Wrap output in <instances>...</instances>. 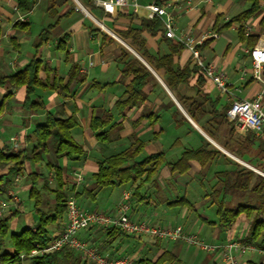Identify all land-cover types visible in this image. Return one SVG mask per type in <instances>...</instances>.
I'll use <instances>...</instances> for the list:
<instances>
[{
    "label": "crops",
    "instance_id": "0c3cea01",
    "mask_svg": "<svg viewBox=\"0 0 264 264\" xmlns=\"http://www.w3.org/2000/svg\"><path fill=\"white\" fill-rule=\"evenodd\" d=\"M78 2L82 5L80 6ZM78 2L77 0H57L55 10L50 8L51 0H36L31 11L22 14L17 7L16 0H0L2 29L0 37V148L13 149L12 140L18 136L20 146L28 151L31 147L32 151L35 142H27L26 135L30 134L36 125L45 123L47 113L50 112L61 118L74 117L76 126L72 129V133L86 151L74 161L66 157H58L54 147L56 139L51 137L46 144V149L42 151V159L38 162L28 161L25 174H17L11 178L6 186L7 190L0 194V204L6 205L1 218L8 217L15 212L17 215L10 223V238L5 237L1 251H13L11 233H19L26 227L35 228L39 222V213L34 207V200L30 198L32 178L29 173L41 174L42 177L39 179L41 181L46 178L45 173L41 171L43 167L50 174L56 167H60L67 184L70 181L80 184L81 182H78L75 176L82 174L84 177L91 175L87 184L89 186L93 182L92 175L97 172L99 162L108 156L103 155L106 148L129 147L139 139L144 141L146 146L137 157L138 160L151 153L164 151L166 163L153 179L141 188L139 193H135L139 184L135 181L118 185L119 188L121 187L119 192L115 191L118 186L99 189L94 199L88 194L78 196L77 198L81 200L85 209L103 210L113 214L123 199L124 193L129 192L131 194L129 213L133 219L146 220L162 226L181 225L186 232L198 235L204 242L220 246L231 241H240L245 250L230 251L237 257L240 264H264V250L250 241L253 218L243 214L235 225L221 228L216 224L218 221L217 204L212 195L213 186L220 178L219 173L236 167L237 162L241 163L237 160L240 155L230 146L231 144L235 146L232 143L233 138H239L244 144L252 143L254 146L257 144L256 148H260L259 151L264 154V136L237 129L229 120L228 114L229 122L217 127L209 125L212 117V101L216 103L218 109H222L225 105L231 106L233 100H252L264 90V82L253 75L251 56L254 46H264V2L256 15L243 22L246 36H258L259 38L258 42L253 45L248 39L240 38V23H234L221 32L214 30L217 19L220 23L227 22L250 6L248 0H163L162 4H170L168 10L174 16L177 36L188 34L195 39H203L201 44L207 42L202 49L199 48L202 60L206 65L225 73L229 90L227 94H223L205 73L204 82L200 84V76L196 72L189 76L188 81L171 89L166 83L165 70H155L140 52L117 33L130 25L138 27L140 18H151L146 5L157 2V0H136L137 6L130 1L128 5L118 8L113 14L106 12L95 0H91V5L85 4L82 0ZM54 10L55 13H53ZM18 20L29 23L28 27L15 26ZM56 21L57 25L51 31L49 41L37 48L36 41L40 32ZM163 32L157 35L143 33L147 39V49L151 54L165 55L171 52L169 41L164 35L165 30ZM174 40L178 39L174 38ZM184 46L180 53L174 56L175 69L198 66L193 59L192 51L185 44ZM123 51L140 59L153 74L149 83L144 87V93L148 97L147 101L126 108L124 115L120 113L116 102L126 91L133 76H126L122 73L123 65L119 57ZM35 56L41 59L40 75L47 84L36 86L31 100L39 104L43 103L45 107L26 109L24 106L26 88L10 80L5 81L3 78L11 77L24 69ZM199 90L201 93L198 92ZM177 94L193 96L200 101L207 100L205 104L207 114L200 121L194 120L177 98ZM202 94L206 98L201 96ZM94 116L101 118L111 116L108 126L112 128L108 131L107 137L97 136L105 129H100L98 132L91 129ZM232 125L235 127L233 131H231ZM203 127L209 128L213 137ZM224 131L226 134L222 133ZM252 136H255V139H252ZM199 148L215 152L216 155L204 166L198 160H192L190 169L186 173L171 170L168 162L179 159L187 149ZM230 154H234L235 157ZM257 162L259 165L263 164ZM30 163L35 165L33 166L35 170H29ZM36 168H39V171ZM0 170H2L0 172H6V169ZM25 178L30 182H23ZM50 187L51 189L56 188L51 185ZM77 189L76 194L83 188ZM161 191H166L168 194L163 196L161 205L155 207L151 203V197L157 193L161 194ZM12 193L20 194L22 197L17 195L18 203L13 202V198L10 199ZM24 193H28V200L23 198ZM53 196L54 198L50 201H45L44 198L47 206L54 203L55 195ZM182 198L189 201L193 209H190L183 201H178L177 204L171 203ZM221 198L222 193L219 196V199ZM227 199L233 204L248 200L246 195L236 197L228 195ZM30 201L33 204L29 205ZM12 209L14 211L11 212ZM155 218L158 221H152ZM66 222L67 215L65 214L62 220L48 226L49 235L54 237L61 232ZM96 228L99 227L83 230L79 236L85 239L86 235L92 233V236L96 237L98 232H93ZM1 237L0 234V239ZM122 237L125 236L111 240L107 233L105 242L111 246H117ZM141 238L143 241H150L141 257L152 262L167 250L174 253L177 260L163 264H228L222 247L214 251H206L181 240L157 239L151 236ZM156 240H159V243H156ZM103 242L94 245L99 247ZM73 252L72 262L89 264L86 261L89 258L83 257L75 250ZM0 264L8 263L0 261ZM10 264H33V261L30 258H22L20 262Z\"/></svg>",
    "mask_w": 264,
    "mask_h": 264
},
{
    "label": "trees",
    "instance_id": "16d2710c",
    "mask_svg": "<svg viewBox=\"0 0 264 264\" xmlns=\"http://www.w3.org/2000/svg\"><path fill=\"white\" fill-rule=\"evenodd\" d=\"M35 1L36 0H16L17 7L22 14L29 13ZM82 1L87 5H91V0ZM248 1L250 2V6L227 22L220 23V20L217 19L214 25V30L221 32L231 27L234 23H240V38L243 40L248 39L253 45H255L259 40L258 36L247 37L243 22L248 21L260 11L261 4L264 0ZM157 3L162 4L163 0H157ZM56 5L57 0H51L50 8L56 10ZM55 10L53 13H55ZM28 25L29 23L21 20H18L15 23V26H20L21 28H26ZM56 25L57 21L40 32L38 40L36 41L37 48H40L49 41L51 31ZM163 30L164 25L162 19L159 16H154L153 18H140V25L138 27L130 25L126 29L117 33H119V35L133 48L140 52L155 70H165L167 74L166 83L171 89L188 81L189 76L193 72L199 74V83L203 84L204 72L201 67L194 65L193 67L187 66L185 68H174V56L178 55L185 47L182 42L174 40V38L168 37L164 34L165 38L169 41L171 52L165 55H154L148 51L147 39L143 33L146 32L150 35H157L158 33H162ZM1 35L2 29L0 25V37ZM63 41H65V38H63ZM206 43L207 42L199 45L198 48L202 49ZM119 61L123 65L122 73L126 76H133L126 91L116 102L120 113L124 115L126 108L134 107L147 101L148 97L144 93V87L149 83L153 74L140 59L127 51L122 52ZM41 69V59L35 56L24 69L11 77L3 78L5 81L10 80L16 85L24 86L26 88V98L24 102L26 109L45 107L43 103L39 104L31 100V95L34 93L35 87L45 86L47 84L41 78ZM200 91L201 90L198 92L201 93ZM201 96L206 98L204 94ZM177 98L194 120L200 121V119L207 114L205 108L207 100L200 101L193 96H181L178 94ZM211 105L213 109L211 111L212 117L209 120V125H216L217 127L229 122L227 119L229 105H225L222 109H218L216 103L213 101L211 102ZM110 119L111 116H107L106 118L94 116L91 129L95 132H98L100 129H105L103 132L98 133L97 136L107 137L108 131L112 128L108 126ZM75 126L76 121L73 116L61 118L48 112L46 122L36 125L32 132L26 135L27 142H35V146L31 153L26 148L22 147L17 150L0 148V169H6V172H0V194H3L7 190L6 186L11 178L17 174H25L26 163L28 161L38 162L42 159V151L46 149V144L51 137L56 139L54 147L55 153L58 157H66L69 160L74 161L84 155L86 152L84 146L75 139L72 133V129ZM204 129L213 137L209 128ZM233 130H235V127L232 125L231 131ZM252 137V139H255V136ZM145 146V142L138 139L131 146L122 151L104 157V159L99 162L97 172L92 175V184L85 186L76 194V196L78 197L82 194H88L94 199L95 193L99 189L109 186L123 185L135 181L139 182L135 189V193H139L141 188L153 179L155 174L167 161L164 151L151 153L143 159L138 160L137 157L143 152ZM215 155V152L208 151L205 148L187 149L179 159L168 162V165L172 171H177L178 173L183 174L190 169V162L192 160H198L201 165L204 166L211 158H214ZM239 157L242 158L241 156ZM248 162L251 163L250 161ZM51 167H53V165ZM256 167L263 170L260 165H256ZM54 173L57 182L56 188L51 189L46 178L44 179L45 182L42 187L43 190L55 195V201L49 206L48 210L42 209L44 196L42 194V189L38 187L39 179L42 177L41 174L37 172L29 173V176L32 178L30 198L34 200V207L38 211L40 219L35 228L26 227L19 233H11V240L14 248L12 252H3L1 251V247L4 244V238L10 231V223L14 217H16L17 213L15 212L8 217L0 219V234L2 235L0 239L1 263L10 264L20 262L22 260L20 256L22 252L30 253L36 245L46 247L52 241L53 237L49 235L48 226L56 224L62 220L68 209V194L66 190L67 180L64 176V172L60 167H56ZM219 176L220 178L213 186L212 191L213 198L217 204L218 221L216 224L221 228H229L235 225L243 214L249 218H253V231L250 241H252L256 247L264 250V176L238 162L236 163V167L221 171ZM221 193L222 198L219 199ZM228 195H234L235 197L246 195L248 200L245 203L233 204L227 199ZM178 201L186 202L188 207L193 209V205L185 198L171 203L177 204ZM103 228L107 230L111 240H114L119 236H128V234L118 228ZM73 257V250L64 247L60 250L35 256L30 259H32L33 264H75L72 262ZM175 260H177L175 254L171 251L165 250L156 261L152 262L151 260L141 259L140 263L163 264L167 261L173 262Z\"/></svg>",
    "mask_w": 264,
    "mask_h": 264
},
{
    "label": "built area",
    "instance_id": "2783aa9c",
    "mask_svg": "<svg viewBox=\"0 0 264 264\" xmlns=\"http://www.w3.org/2000/svg\"><path fill=\"white\" fill-rule=\"evenodd\" d=\"M108 13L113 14L118 8L126 6L133 1L137 6L136 0H95ZM78 2V0H77ZM79 3V2H78ZM169 3L159 4L152 2L146 5L150 11V17L159 16L163 19L165 35L171 38H177L184 43L191 51L195 63L201 67L204 73L213 80L216 86L223 94L229 93L227 87V77L222 71H218L213 66L204 63L201 52L198 48L203 39H195L188 34L177 36L175 32L174 16L168 10ZM217 36V34H213ZM253 60V75L256 79L264 82V46L256 45L251 50ZM228 118L233 122L234 126L242 131H251L264 136V90H262L256 98L252 100L237 99L233 100L228 110ZM14 139V138H13ZM14 150L18 149V145L14 142ZM78 182H83L85 177L82 174L75 176ZM13 202L18 203L19 198L12 193ZM131 194L125 192L123 199L116 207L115 213H107L103 210H86L76 203L74 199L68 201L67 222L64 229L56 234L50 244L46 247L36 245L30 253L22 252L21 258H32L46 253L60 250L64 247L79 252L83 257L95 261L97 264H141L128 258H112L108 253L99 252L97 246L89 241L81 238L79 233L93 227H114L124 231L128 235L136 237L151 236L155 238L184 241L191 245L199 246L206 251H214L222 247L226 253L228 264H240L237 257L230 251L233 249L245 250L240 241H231L223 245L204 242L200 237L193 233H188L181 225H158L146 220L133 219L129 210ZM6 205L0 204V218Z\"/></svg>",
    "mask_w": 264,
    "mask_h": 264
},
{
    "label": "rangeland",
    "instance_id": "374dc122",
    "mask_svg": "<svg viewBox=\"0 0 264 264\" xmlns=\"http://www.w3.org/2000/svg\"><path fill=\"white\" fill-rule=\"evenodd\" d=\"M79 5L81 6L82 4L79 2ZM222 133L223 134H226V131H224ZM12 141H13L12 144H14V142H15L18 145V149L21 148L20 143H18L19 142L18 136L14 137V139ZM232 143L235 144V146L232 145V144L230 145L231 146V149H233V151H235L237 154H239L244 160L250 161L254 165H259L257 161L262 162L263 164L260 165V167L263 168V170H264V159H263V155L264 154L261 151H259L260 148L259 149L256 148L257 144H255V146L252 143L251 144L250 143L244 144L237 137L236 138H233ZM126 147L127 146H123L120 149L119 148L115 149L114 147L113 148H108V149L106 148L105 151L103 152V155L104 156L105 155H111L113 153H116V152H119V151L125 149ZM29 150L31 151V147H30ZM170 160H172V158H170ZM242 165H244V164H242ZM33 166H35V165L34 164H31L30 165V169H29L30 171L31 170L32 171L35 170L33 168ZM254 167H256V166H254ZM36 170L39 171V168L38 169L36 168ZM0 171H2V170H0ZM41 171H43L45 173V177H46V180L49 182V185H51L53 187H56L57 186V182H56V177H55L54 171H53V173L50 174L49 171L45 167H43L41 169ZM90 178H91V175L86 176L85 177V180L83 182H81L80 184H74L71 181L68 182V184L66 186V190H67V194H68V201L71 200V199H74L76 201V203L79 205V207L85 209V207L82 205L81 200H79L77 198L76 191L78 190L77 188L82 189L85 186H87L88 181L90 180ZM24 181H27L28 182L29 180L27 178H25V179H23V182ZM44 182H45V180L39 181L38 187L42 189ZM109 188H114V187H109ZM106 190H111V189H106ZM115 191L116 192L121 191V187L119 188V186H118ZM173 192L176 193V191H173ZM42 194H43L44 198L46 199L45 201H50V199H53L54 198L53 194H51V193H49L47 191H44L43 189H42ZM165 194H168V192L161 191V194L157 193V194L153 195L151 197V203H153V206H155V207L160 206L161 205V200L163 199V196H165ZM16 195H19L20 196V194H16ZM22 196L25 199L29 198L28 193L27 194L24 193V194H22ZM12 197L13 196L10 195V199H12ZM245 202L246 201H241V203H245ZM30 204H33V202L30 201L29 202V205ZM155 207H151V208L152 209H155ZM43 209L44 210H48L49 209V206H47L46 203H44ZM12 211H14V209H12L11 212ZM202 211L203 210H201V212ZM152 221H158V220L155 218ZM93 232H98V235L96 237H93L92 236V233H89L88 235L85 236V240L91 242L93 245L95 243L98 244L99 242H103L104 241L101 246H99V247L97 246L98 247V250H99V252H101L103 254L106 253V252H109L112 258H128L130 260H134V261H137V262L140 263V260L142 259L141 256H143L142 255L143 252L148 248V244L150 243V241H143L141 237H136V236H133V235H128V236L122 237L120 239V241L118 242L117 246H111L109 243L105 242L106 241L105 238H106L107 230L105 228H103V226H101L99 228H96ZM6 237L7 238H10L9 233H8V235ZM143 237H146L147 238V236H143ZM155 242L156 243H159V240H156ZM143 244H145V246H143ZM94 246H96V245H94ZM86 261L89 264H97L93 260L91 261L89 259H86Z\"/></svg>",
    "mask_w": 264,
    "mask_h": 264
},
{
    "label": "water",
    "instance_id": "95a60500",
    "mask_svg": "<svg viewBox=\"0 0 264 264\" xmlns=\"http://www.w3.org/2000/svg\"><path fill=\"white\" fill-rule=\"evenodd\" d=\"M230 155H231L232 157H235L234 154H230ZM237 160H238L239 162H241L242 164H244L245 166L251 168L252 170H254V171H256L257 173H259V174H261V175L264 176V172H263V171H261V170L255 168V167H253L252 165L250 166L249 163H246L245 161H243L242 159H240V158H238V157H237Z\"/></svg>",
    "mask_w": 264,
    "mask_h": 264
},
{
    "label": "bare ground",
    "instance_id": "6f19581e",
    "mask_svg": "<svg viewBox=\"0 0 264 264\" xmlns=\"http://www.w3.org/2000/svg\"><path fill=\"white\" fill-rule=\"evenodd\" d=\"M251 166V165H250Z\"/></svg>",
    "mask_w": 264,
    "mask_h": 264
}]
</instances>
